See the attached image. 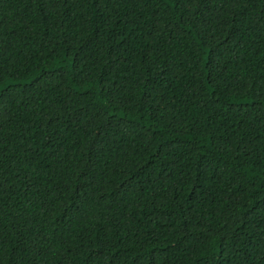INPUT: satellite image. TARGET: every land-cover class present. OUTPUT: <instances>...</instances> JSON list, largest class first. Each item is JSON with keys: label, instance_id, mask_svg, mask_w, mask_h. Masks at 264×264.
<instances>
[{"label": "trees", "instance_id": "obj_1", "mask_svg": "<svg viewBox=\"0 0 264 264\" xmlns=\"http://www.w3.org/2000/svg\"><path fill=\"white\" fill-rule=\"evenodd\" d=\"M0 264H264V0H0Z\"/></svg>", "mask_w": 264, "mask_h": 264}]
</instances>
